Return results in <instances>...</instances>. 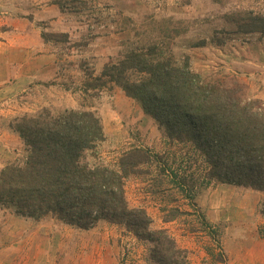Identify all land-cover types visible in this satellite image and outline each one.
Returning a JSON list of instances; mask_svg holds the SVG:
<instances>
[{"label": "rangeland", "instance_id": "rangeland-1", "mask_svg": "<svg viewBox=\"0 0 264 264\" xmlns=\"http://www.w3.org/2000/svg\"><path fill=\"white\" fill-rule=\"evenodd\" d=\"M57 1L0 0V55L20 64L17 79L0 84V127L17 136L13 161L25 149L13 127L20 117L91 111L104 140L81 162L116 167L123 152L148 149L154 159L126 177L125 197L147 211L151 229H164L187 251L185 264H264V191L209 179L190 142L167 137L117 84L92 80L128 47L157 43L179 62L188 56L204 80L238 84L243 96L264 101V35L240 31L237 20L243 12L264 15V0H86L77 12L61 11ZM161 19L172 20L165 31ZM24 47L32 49L28 63ZM22 217L0 206V239L15 235L0 240V264H156L151 244L123 225L10 222ZM28 229L34 235L25 240Z\"/></svg>", "mask_w": 264, "mask_h": 264}, {"label": "trees", "instance_id": "trees-1", "mask_svg": "<svg viewBox=\"0 0 264 264\" xmlns=\"http://www.w3.org/2000/svg\"><path fill=\"white\" fill-rule=\"evenodd\" d=\"M56 3L61 11L77 12L86 6V0ZM237 20L240 31L264 35V15L243 12ZM171 21L161 19V30ZM52 35L56 36L41 34L43 39ZM92 80L100 86L106 81L117 84L167 137L190 142L205 157L209 179L264 191L263 100L243 96L238 84L204 80L190 68L188 56L179 62L157 43L128 47ZM13 127L25 149L22 157L0 169L1 207L82 229L99 220L123 225L151 244L156 264H185L187 251L164 229H151L147 211L130 207L125 197L126 177L143 172L154 159L148 149L123 152L116 167L82 163V155L104 140L99 118L85 110H44L20 117ZM262 207L264 211V200Z\"/></svg>", "mask_w": 264, "mask_h": 264}, {"label": "crops", "instance_id": "crops-1", "mask_svg": "<svg viewBox=\"0 0 264 264\" xmlns=\"http://www.w3.org/2000/svg\"><path fill=\"white\" fill-rule=\"evenodd\" d=\"M31 30H33V29L31 28ZM24 48H25L24 51H26V54L28 56V59L25 58V61L28 63L29 60H33V58H34L31 56L32 51H29L32 49L27 48V47H24ZM18 62L19 61H16L13 58V56L10 54H9V56L0 55V84L8 81L10 78H12V76H13L12 79H15L18 76V66L20 65V64H18ZM14 135H15L14 132H12L11 130H9V129L4 130L3 128L0 127V167L3 166L5 163L13 161V159H14V156H15L14 150H15V146H16L15 143H17V138H16L17 136H14ZM13 142H14V144H13ZM15 217H19V216H15ZM24 219L25 220L28 219L26 222H30V223L32 222L27 217L14 218V219L12 218V219H10V222L17 221V222L21 223L22 221H25ZM40 221H41V219L38 221L33 220V222H40ZM22 235H25L24 239L27 240L30 238L32 239L31 235H34V233L30 232V230L28 229V231H26V233H22L21 236ZM14 237H15V235L13 233H8V234L4 235V238L2 237V239H0V240L3 241L6 239V241H9L10 239H12ZM44 240H47V238ZM24 251L26 252L27 250H24ZM0 253H1V249H0ZM43 264H50V261L49 262L43 261Z\"/></svg>", "mask_w": 264, "mask_h": 264}]
</instances>
